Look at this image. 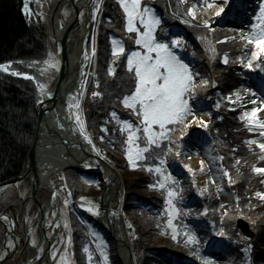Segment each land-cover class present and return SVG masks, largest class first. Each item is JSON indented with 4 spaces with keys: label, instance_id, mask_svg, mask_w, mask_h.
<instances>
[{
    "label": "trees",
    "instance_id": "trees-1",
    "mask_svg": "<svg viewBox=\"0 0 264 264\" xmlns=\"http://www.w3.org/2000/svg\"><path fill=\"white\" fill-rule=\"evenodd\" d=\"M175 1L173 0V2ZM190 1L196 2L201 8L206 9L205 0ZM210 1L208 0V2ZM109 3L112 5V10L108 9L109 4L107 9L112 14L114 22L111 21L110 15L103 19L107 26H104L101 36L107 34L109 30L115 33L119 30L118 0H110ZM21 8L22 0H0V64L12 60L29 62L30 58L39 54H44L47 57L49 52V29L46 26L47 23L41 24L38 21L29 23L27 18L23 16ZM209 11L206 14L211 19ZM170 18L172 19V16ZM204 34L205 31L192 30V33L187 32L191 39L188 37L185 40L183 52L193 57L203 76L210 78L209 76L211 75H218V79H221L223 75L226 76L225 84L221 89L223 93L231 92L232 88L237 86V79L241 75L232 65L222 66L219 56L214 54L209 46H204L198 42V37ZM102 53H100L101 55L98 59L100 65L99 80L102 82L106 94L108 91V101L103 106L100 104L102 100L100 102H87L86 107L88 108V120L90 122L89 131L94 142L106 152L107 156L117 160L120 167L129 169L124 167L122 160V156L126 153L124 151L126 148L124 141L127 136L125 132L120 131L121 125L117 123V119L112 118L111 113L116 112L117 114L119 112L118 107L121 104V99L128 93L130 94L134 89V83L130 77L131 73L126 72L123 68L125 67L124 62H122L116 76L109 75V61L112 57L111 41L107 45L103 42ZM208 58L211 60L210 64ZM213 67H216V69ZM18 71L25 72L22 69ZM202 89L208 104V111L214 117L208 125L211 127L213 124L212 128L219 131L212 141L218 149L220 157H223V160H218V164L229 172L233 181L232 184H229L228 177L223 176L222 188L227 193H234L236 198L239 197V209L242 211L237 210V200L234 199L229 205V210L226 211L227 214L221 218L219 207L221 205L227 206V204L220 203L219 193L212 180H208L206 189L203 191L205 192L204 194H201L189 180V186L186 189L176 185V190L179 191L177 192L179 193L178 200L179 203H183L181 208L184 210L180 219L184 225L189 223L195 225L197 224V219L207 220L210 223L207 230L209 234L206 235L207 238L215 244L223 243L225 245L232 259L231 264H241L245 261L247 254L244 249L249 243L253 246L251 252L253 264H264V202L255 196L258 191L257 188L262 184L261 180L264 175L256 174L252 171L258 154L255 148L250 147L246 143L247 139H251L254 135V132L250 131L249 127L243 123L244 121L240 119L239 110L233 111L224 105L219 111L215 112L216 109L213 104L219 98L216 91L211 86ZM118 94L120 95L118 96ZM201 97L202 95L199 93L198 98ZM37 102L38 93L32 82L7 75L0 76V183L19 176L24 170L27 155L35 136ZM105 128L112 136L101 139L98 131L99 133H104L103 129ZM235 129L239 131H235ZM163 148L166 151L165 146ZM160 151L154 148L151 153L154 156ZM181 155H179L181 158H176V160L185 164L187 161ZM175 156L177 155L173 156V160ZM150 160L157 159L152 158ZM237 161H239V164L236 163ZM175 162L173 167L176 171L184 169V167L177 165ZM154 164V162L146 160L140 162L139 168L124 172L126 184L124 205L129 210L127 212L133 217L132 222L136 227V236H139L137 240L142 241L141 243L134 242V253L137 264H168L164 259L169 256V253H172V264H181L182 261L175 258V252L169 249L167 244H162L163 241L167 242L170 240L172 242V240L158 223L159 220H157V214H155L156 199L158 198L161 201V197L159 195L157 197L154 192L150 193L148 187L150 181L155 182L158 179L154 171H147L148 166H153ZM84 176L86 175L78 171H72L68 174L69 184L74 189L75 199L78 202L76 211L83 221H92L106 233L112 244V252L115 259L118 264H122L117 256L113 239L99 220L90 217L79 208L81 198L100 192L95 185L86 184L83 179ZM249 204L253 206L251 209L248 206ZM262 213V223L253 227L257 232L256 238L254 240L244 238L236 226L237 219L247 217V220L253 221L258 216L261 218L260 215ZM73 222L75 223L74 230L81 232V238H79L78 242H84L86 238L84 226L77 217L74 218ZM221 229L225 232L224 236L218 235ZM258 236L261 240H259ZM146 245H150L148 248L150 254H144Z\"/></svg>",
    "mask_w": 264,
    "mask_h": 264
},
{
    "label": "snow or ice",
    "instance_id": "snow-or-ice-1",
    "mask_svg": "<svg viewBox=\"0 0 264 264\" xmlns=\"http://www.w3.org/2000/svg\"><path fill=\"white\" fill-rule=\"evenodd\" d=\"M186 0H180V3H185ZM100 3L101 0H96V7L94 13L98 14L100 12ZM123 13L125 15V31L128 34H134L135 44L139 46L137 51H129L126 56V70L131 73L134 79V89L130 94L123 96L120 103L132 111V113L138 118L139 124L134 125L130 121H123L121 132H126L127 137L124 143L126 147V155L128 160L133 167H136L137 160H147L148 157L146 153H151L153 147L160 149V153L154 154L153 158L159 160V165L155 168L149 167L147 171L155 172L163 177L161 181L157 182L159 188L164 189L166 183L171 181V183H178L171 174L166 172L167 164V153L172 151V145L176 143L172 139V136L175 131L179 130L180 138L188 134V129L192 127L193 124H196L197 127L207 129L208 125L201 119L196 118V112L193 109L192 101L195 98L196 90L205 88L209 81L202 79L199 83H196V77L199 73H194L189 65L184 59L178 54L177 50H182L185 41L182 37L180 38H171L168 39V33L162 28V19L155 12V10L144 3V0H118ZM205 5L208 9H211L215 17L223 19L222 14L227 15L225 9L228 8L231 10L232 5L229 3V0H219L217 3L216 0L209 3L208 0H205ZM199 5H193L192 8L186 10L185 15L191 17L192 20L196 19V8ZM25 13L30 14L28 9L27 0L25 2ZM67 15V13H66ZM82 15V13H81ZM95 19V15L93 16ZM256 23L251 25L252 31L246 36L241 34V39L246 40L248 45H254L255 50L251 52L250 58L245 62L241 58V63L251 69L253 68V61L256 60L258 63L256 67L260 71H264V3L259 5V14L255 16ZM185 23L189 21L185 20ZM203 27L215 31L212 28L211 24L205 20ZM160 30V38H158L157 30ZM203 40L204 38L201 37ZM235 39V37H232ZM112 55L113 57H120L125 54V47L123 42L117 39L112 40ZM215 54V49H211ZM93 55H95V48L93 47ZM87 53H85V59H87ZM223 62L228 63V56L225 54ZM22 63V62H21ZM39 61H33L32 65L39 64ZM43 67L41 75L46 74L50 69L58 70L59 61L56 60L53 53L50 51L47 54V59L43 62ZM116 63V61H113ZM12 62L5 64H0V72L8 73L12 76H21L22 73L18 71L11 70ZM109 75H115V69L110 67L108 69ZM26 79L35 80L33 76L25 75ZM38 89L40 90L41 95H51L50 92L46 91L47 85L37 82ZM99 84L97 83V87ZM83 87V85H82ZM82 94V93H81ZM93 96H100L101 93L93 92ZM236 100L241 99L239 92L234 93ZM252 96H255V93H251ZM73 100L76 97H72ZM229 101H232V97H228ZM233 103L235 101H232ZM42 103V101H40ZM253 105L257 103L255 99L250 101ZM75 107L80 109V102L76 100V103L73 104L71 101L68 104L69 108V117L71 118V109ZM216 107H219L217 103ZM261 111H264V101L261 102L260 106L252 108L250 112H244L240 117L241 120H246L249 125H258L261 129L260 136L264 137V121H261L257 118V114ZM211 115V113H207ZM112 118L119 120L116 112L111 113ZM189 117H192V120H189ZM75 121L79 126V129L85 135V139L91 144L92 140L87 134L85 121L82 119L79 111L75 114ZM251 131V127L249 128ZM103 131L107 132L105 128ZM142 134V135H141ZM195 134L190 139H194ZM103 139V137H101ZM143 141L144 147H140L139 141ZM164 141H167L165 145L166 151L164 148H161V145ZM250 147L252 145H257L262 153L259 156V159L264 161V142H259L257 140H249L246 142ZM179 146V145H177ZM93 147H95L93 145ZM99 154V150H97ZM181 153L177 152L176 155L179 156ZM220 160H223V157H219ZM203 163V162H202ZM239 164V161L236 162ZM87 166V165H86ZM191 171V169H189ZM252 171L256 174L264 175V168L253 166ZM222 176L228 177V183L232 184L233 181L228 171H223ZM213 183L215 181H212ZM261 183H264V180H261ZM153 185L152 187H156ZM222 191V189H220ZM201 194H203L201 192ZM70 195V193H69ZM176 196L175 191L168 190L167 200H166V211L169 215L168 227L172 228V238L176 239L177 230L172 223V218H175L180 214V209L176 207L173 203V198ZM255 196L264 202V193L256 192ZM239 197H237V210L239 209ZM67 204L68 202L65 201ZM251 209L253 206L248 205ZM221 207H224L221 205ZM87 211L98 215V211L94 210V207H89ZM206 214V212H205ZM227 214V213H225ZM247 218V217H245ZM7 219V218H5ZM255 223V221H253ZM59 226V225H58ZM65 227L68 225L65 224ZM186 239L185 243L187 245H197L199 240L196 237L194 232L188 231L184 233ZM218 235L224 236L225 232L223 229L218 233ZM32 243L35 245L37 242L34 239ZM71 239L69 238V244ZM9 246H13L11 243ZM99 248L100 245H97ZM252 244L249 243L244 249L247 254L245 257L244 264H253L251 252ZM42 252L43 249L41 248ZM84 252L89 253L88 248H84ZM101 256L103 257L104 264H109V257L106 251H101ZM56 249L53 248V258H55ZM193 255L201 261V264H214L212 260H209L206 257H202L199 253V248H195ZM4 259V255H0V260ZM88 259L91 262L92 256L91 253L88 255ZM61 264H65L64 257H61Z\"/></svg>",
    "mask_w": 264,
    "mask_h": 264
},
{
    "label": "rangeland",
    "instance_id": "rangeland-1",
    "mask_svg": "<svg viewBox=\"0 0 264 264\" xmlns=\"http://www.w3.org/2000/svg\"><path fill=\"white\" fill-rule=\"evenodd\" d=\"M31 1H32V6H34L33 7L34 12H35V7H36V10H37L36 15L37 16L41 15V17L43 18L42 11L39 8V1L40 0H31ZM153 1L156 2V1H161V0H153ZM176 1L173 2V6H171V7H169L167 9V12H168V14L170 16H176V18L171 19V21H172V23L174 25V27L172 26L173 27L172 29H173V31L175 33L180 34L179 38L182 37L183 40L185 41L188 37H189V39H191V37L187 35V32H191V30L190 29L187 30V29H183L182 28L183 27V21H182L181 18H184L185 14H184V12H182L183 8H182V5L180 4V2H179V5L177 7L175 6ZM216 2L218 3L219 0H216ZM237 2H240V0H230V4L232 5L231 10L226 8L225 12L227 13V15L222 14L223 19L217 17L216 18V24H217V22H224V21H227V20H229V22H230V18L232 17V11L234 10V8H236V3ZM37 3H38V5H37ZM108 4H109L108 9L112 10V5H111V3H109V0H101L100 12L98 14L95 13V21H94V25L91 27V34H90V37H89V39H90L89 40V46L90 47H88V49H87V51L89 53L88 54V61H90V63L93 62L94 67H96V69H95L96 75L94 77L93 74L91 73L90 76H89V73H88L87 77L85 78V81H83L84 85L87 87V89L90 92H99V93H101L100 96H96L97 99H100L98 102H100L102 100L100 102L101 106L107 104L108 91H107V94H106V92L104 91L105 88L102 85V82L99 80L100 65H99L98 59H99V57L101 55L100 53H102L103 42H104L105 45H107L110 41L112 42L113 39L120 40L118 38V36L115 35V32H112L111 30H109L107 32V34H104L103 36H101L102 32L104 31V26H107L106 22L103 19L110 15L111 21L114 22V18L112 17V14L109 13V10L107 9ZM145 4H147L150 7L155 6L154 4H148L146 2H145ZM95 7H96V4H95ZM192 7H193V4L189 8H192ZM153 9L155 10V8H153ZM155 12L161 17L162 22H163L162 23V28H163V26H164L163 24L167 23V21L164 19V17H162L160 15V12H157L156 10H155ZM207 12L208 11H205V13H207ZM196 13H197V15L200 14V10H199L198 7L196 8ZM205 13H201L197 17L198 24L194 23V26H193V23L191 22V18H189V17H187L185 15L187 21H189L188 23L184 22L186 25H188L190 27L193 26V28L199 27L200 30L205 31L204 35L199 36L198 39L196 38L198 40V42L201 43L204 46H206V45L209 46L211 40H213L216 43V46L214 47L215 54L219 56V61H220V64L222 66H226V65L227 66L228 65L231 66L232 64L229 63V61L235 57V52H236V55H238L239 51H241V54L239 55L240 60H241V58H243L245 60V62H246L250 58L251 52L255 50V46L254 45L244 46L243 45V41H246V40L242 39L243 40L242 41V40H237L236 38L232 39L233 36L230 33L224 32V30H221V28H218V31H210V30L206 31V29L203 27V24H204L203 19L206 20L209 16L207 14H205ZM212 14L214 15L213 11H209V15L211 16ZM170 16H168V17H170ZM194 22H195V20H194ZM254 23H256V22L252 21L251 23H249V25H252ZM230 28H232V27H230ZM237 30L239 31L240 37H241V34H243L245 36L247 35L245 27L241 28V30L239 28H237ZM159 31L160 30L158 29L157 33H159ZM201 37H203L204 39L202 40ZM237 37H239V36H237ZM221 38H224L225 40H228L227 45L222 44V42L220 43ZM203 43H205V44H203ZM233 46H234L235 52H234V50H232ZM93 47L95 48V55H93ZM184 47H185V45H184ZM97 50L99 51L98 53H96ZM137 50H139V49H136V50H133V51H137ZM177 52L181 56L182 59L185 60L186 58H188V55H186L183 52V49L182 50L178 49ZM225 54H227V56H228V63L227 64H225L223 62ZM105 57H107V56H105ZM45 59H47V57L44 54H39V55H37V56H35L33 58H30L29 62L28 61H23V60H18V61L12 60L11 61L12 62L11 69L12 70L22 69L26 73L34 74L35 77L38 79L39 83L46 84L47 87H48V86H50L51 81H50L49 77H47V76H50L51 73H52V70H54V69H50L46 74L41 75V71L40 70L43 67H45L43 65V63H42ZM208 59H209V64H210L211 60H210V58H208ZM33 61H39L41 63L36 64L34 66H30V65H32ZM100 62H101V59H100ZM185 62L187 63L186 60H185ZM256 63H258V61L254 60L253 61V65H255ZM189 65H190V67L194 66V68H191L194 73H199V75L196 77L197 83H199L201 78L205 79V80H208V78H205V77L201 76V72H200V70L197 67L195 62H192ZM59 67H60V63H59ZM87 67H89V65H87ZM213 68L216 69V67H213ZM219 74H220V72H219ZM209 77L215 83H217V85L220 88L225 84L226 76H224V75L222 76L221 79H218V77H219L218 75L217 76L216 75H211ZM212 80L209 79V84L210 83L211 84L214 83ZM255 82L256 83H255L254 86H260V83H263L262 80H257ZM97 83L99 84V86H98V89L95 90L94 89V84L97 85ZM236 84H237V87L234 88L233 94L236 93V92H239L240 95H241V99L240 100H236L235 95L231 96L230 95L231 92H229L225 96H223L222 101L226 105V107L230 108L231 105L227 101H229L228 97L231 96L232 97V101H235L233 103V106L235 105L234 107H238V108L241 109V113H240V117H241L244 112H250L252 110V108L261 105V102L264 101V89H262V90L261 89H254V87L252 85V82H251L250 85H247L246 82L242 78L237 79V83ZM87 93H88V96H89V92H86V91L84 93V96L85 95L87 96ZM199 93H201L202 97L199 98V100H197V101L192 100L190 103L191 104L194 103V104H192V106H193L194 111L196 112V118L203 120L208 125L211 122V119L213 120L214 117L212 116V114L211 115H207V113H210V112L206 108H204V105L207 103V101L205 99V95L203 94V89H197L195 96H198ZM251 93H255L256 95L252 96ZM119 95L120 94H118V96ZM79 96L80 95L76 93L73 96V97H76V99L75 100H73L72 98L70 99L71 103H73V104L76 103V100H79V102H80V109L79 110L76 109L75 107H73L71 109L72 118L75 119V114L79 111L80 115L82 116V119L85 121V126L88 125V127H89L90 122L88 120V108L86 107V105L83 107V102L79 98ZM252 99H255L257 101V103L255 105L250 103V101ZM89 101H92V100H90L88 98L87 102H89ZM234 107H231V108L234 109ZM83 108H84L85 114H83ZM89 108L91 109V107H89ZM117 117L119 118L118 115H117ZM220 118H222V117H220ZM257 118L259 120H261V121H264V111L259 112L257 114ZM124 119L129 121L127 118H124ZM192 119H193L192 117H189V120H192ZM243 121H244L243 123L247 127H249V128L251 127V129H252L251 131L254 132L253 139L251 138V139H248V140H257L259 142H264V137L260 136L261 129L258 127V125H249L246 120H243ZM212 126H213V124L211 125V127H210V125H208L207 129H204V128L197 127L196 124H193L192 127L188 129V134L187 135L195 134V135H198L200 137H204L205 139H206V137L207 138L211 137L210 140L213 141V138L215 136H217L219 131L213 129ZM98 128L102 129L101 127H98ZM253 129L256 130L258 133H256ZM235 131H239V130L235 129ZM98 135H99L100 138L101 137L107 138V136H112L110 134V132H105V131H104V133H99V131H98ZM187 137L189 139L191 138V136H187ZM178 138H180V134L178 136L175 135V137H173V139L178 141V143L173 144L172 145V149L175 150L176 152H182L183 151L184 155H186L187 162L185 164H182L181 162H175L174 161L177 165H181L182 167H184V169L182 170V172L184 174L183 175L184 178L179 176L181 174V172H175L173 170V168H172L171 169L172 173H170L171 177H173L174 179L177 178V177H180L181 181H179L176 184L171 183V181L167 182L168 184H171V186H170L171 190L175 191V193L179 192V191L176 190V185H179L182 189H186L189 186V180H190V182H192V185L194 187H196L198 189V191L202 192L203 194L205 193L203 191L206 189V183H207L208 179H210L212 181H215L214 184L217 185V187H220V185H221V176H222V172H221V168L222 167L216 165V163H215V158L217 157V152L215 150L216 147L213 148V147H211V144H209V143L201 144L200 142L196 143V144H193L192 146H190V144L185 145L183 142H181V141L179 142ZM115 141H117V140L115 139ZM201 142H206V141L203 139V141H201ZM177 145H179V146H177ZM259 156H260V154H258V156H257L258 158H257L256 161H258V162L256 163V165H257L256 167L264 168V167H262V165H264V161L260 160ZM204 163H206V166H202V164H204ZM137 165H138V160L136 161V166ZM131 166H132V164H131ZM189 169H191V171H189ZM199 171H201V172L199 173ZM59 172H61V171H59ZM167 174H168V172L166 171L165 175H167ZM55 177H57L56 174L52 175V180H54ZM160 177H161V180H162L163 177L162 176H160ZM83 179H84V182L86 184L95 185L99 189V191L101 192L102 183H101L100 179L97 176H84ZM262 180H264V178ZM59 188H61V190H60L61 195L64 196L65 192L63 191V187L59 186ZM220 189L221 188H219L220 197H221L220 203L225 204L226 202H230V200L232 198L237 200L236 195L234 193H230L229 195L228 194H224ZM257 190L259 192H261V193H264V183H262L257 188ZM8 192L10 193V190H9L8 187H6L5 189L0 190V205L3 202L6 201V199L8 197ZM67 194H69V193H67ZM71 194L72 193L70 192V195ZM68 202L70 204L67 203V205H65L66 204L65 201L62 203L63 204L62 209H65L67 211L68 208L71 207V205H73V204H71L72 200H71L70 197L68 199ZM94 202H95L94 198H87V197L86 198H82V207H83V209L87 210L89 207L96 206V202L95 203ZM177 202H178L177 197H174L173 198V203L176 205V207H177V204H178ZM129 205H131V204H129ZM114 206H115V204H114ZM123 206H124L125 214H127V216L130 219H132L133 218L132 215L129 214V212H127L129 210L125 207L124 204H123ZM182 206H183V203L178 205L177 208L180 209V214L178 216H176L175 218H172V223L176 227V230H177V233H178L177 237H179L180 236L179 234H181L180 231H179L181 228L186 229L187 232L188 231L194 232L196 237L198 238V240L199 241H200V239L202 240L201 248H203L204 247V243H205L206 235H209L207 233V230H208V226H209L210 223L207 220L197 219V224H195V225H191L190 223L187 224V225H184V223H182V221L180 219V217L183 216V211H184L183 208H181ZM225 207L226 206L219 207V212L221 213V218H222V216L225 215L226 211H228L227 210L228 208L225 209ZM0 209H1V207H0ZM204 211H205V208H204ZM262 215H263V213L260 215L261 218L258 216L257 219L253 220V221H255V223H253V221L247 220L245 217H241V218L247 220L249 225H250V227L253 228L254 225L255 226L256 225H260L262 223V221H263ZM62 219H63V226L60 227L59 233L58 234L54 233V235L52 236V237H55L54 239L56 240V244H57L56 255H55V257H57V263L56 264H61V257H64L65 264H76L77 262L80 264L82 262V260H85L87 262V264H96L92 254H91V256H92L91 262L88 259V255H89L90 251H89V253L84 252V248H87V246L84 244V242H81V241L78 242L79 238H81V232L75 231V230H73V232H72V228L74 229V225L72 223H71V225H68L69 222L65 221V213H63V215H62ZM65 224H67L68 226L65 227L64 226ZM89 227H90V231H91L92 236L95 238V240L97 242V245H100L99 248L97 247L98 251H99V254L101 253L102 250L106 251L107 254H108V257H109V264H118L117 260L115 259L114 255H113V252H112V244L110 243L106 233L102 229L97 227L95 225V223H93L92 221H89ZM71 235L74 236V240L71 239V237H70ZM2 237H3L2 234H0V246L2 245L3 240H4V238L2 240ZM137 237L139 238V236H136L133 231H129V238H130V242H131L132 248H133L134 242L135 243H138V242L141 243L142 242V241L137 240ZM69 238L71 239V243L70 244H69ZM258 238H259V240H261V238L259 236H258ZM162 244H167V247L169 249H171V250H179V246L176 247L175 244L173 242H171L170 240H168L167 242L163 241ZM74 245H75V247H73ZM149 246L150 245H146L145 246V249H144L145 253L144 254H150V251H148ZM224 246L225 245L223 243H220L219 247L218 246L215 247V248H211L210 247L208 250L205 251V253L209 252L208 256L206 255L207 258L209 260H212L214 262V264H229V262L231 261V256L224 250ZM79 248H80V250H82V255H80L78 251L75 252ZM186 251L190 252L188 249H186ZM100 256H101V254H100ZM140 257H141V254H140ZM101 259L103 261V257L102 256H101ZM167 263L169 264V261H167ZM103 264H104V261H103Z\"/></svg>",
    "mask_w": 264,
    "mask_h": 264
},
{
    "label": "bare ground",
    "instance_id": "bare-ground-1",
    "mask_svg": "<svg viewBox=\"0 0 264 264\" xmlns=\"http://www.w3.org/2000/svg\"><path fill=\"white\" fill-rule=\"evenodd\" d=\"M64 1H66L64 4L63 2H54V9H56L55 24L57 31L62 29V25L60 23L61 20L66 21L68 24L71 18V6H69V2L67 0ZM81 2L83 3V8H81L83 18L84 14L87 13V9L85 8L87 0H81ZM88 27L89 17L85 19L82 28L78 32L74 31V35L67 46V51L71 58L72 71L65 78L61 97L56 101L48 113L45 125L41 126L39 133L43 131V135L41 136L40 144H38L37 147L39 152L38 169L40 166L42 169L40 171H43L42 173H44L42 179L46 183L50 182L52 175L57 174L61 169L68 166L79 165L83 168L98 169L100 173H103L109 185V190L106 191V206H110V204L116 199L119 188H121L122 183L120 177L115 175L109 168H106L102 163L93 158V149L89 146L87 142L88 140L85 139L76 121L72 118V115L71 118L69 117L68 106H66V104L68 105V100L72 96L73 90L75 89L74 86L78 76L77 71L79 69L78 57L81 54L85 33L87 32ZM61 32L62 31H60V33ZM50 91L51 90H49V92ZM43 96L44 99L48 97V95ZM45 128L47 129L45 130ZM44 132L51 133V136L55 138V141L52 139L49 140L48 136L45 135ZM262 167H264V165H262ZM44 196H46L44 189H39L33 192L32 197L38 200V204L36 205L37 208L41 207L42 198ZM43 202H46V204L48 203L47 197ZM40 209L43 210V206ZM47 214L48 211H46L43 219L44 225ZM112 215L114 216V226L119 235L121 237L125 236L124 225L121 223L119 215ZM123 258H126L127 264H129V260L125 255H123Z\"/></svg>",
    "mask_w": 264,
    "mask_h": 264
},
{
    "label": "water",
    "instance_id": "water-1",
    "mask_svg": "<svg viewBox=\"0 0 264 264\" xmlns=\"http://www.w3.org/2000/svg\"><path fill=\"white\" fill-rule=\"evenodd\" d=\"M56 1L63 2V4L66 1H64V0H53L52 1V7H51V17H52V21L54 24L53 26H54L55 40L57 41V43H60V45L62 47L61 51H60V54L62 57V66L60 68L58 76H57V78L54 82V85L52 87V92H50L51 95H48V97L46 99H44V101L38 106L39 123H38V127H37L35 143H34L32 149L28 155L26 172L23 175H21L20 177H18L17 179L5 183V185H6L9 183H15L17 181L30 178L35 191H37L39 188L44 189V190H50V188L51 189L53 188V185L46 184L45 182H43L41 180V177H40V173H39V169H38L39 152H38L37 147H38V144H40V138L43 135V131L41 133H39V132L41 130V126L45 125L48 113L50 112V110L52 109V107L56 103V101L62 95V90L64 88L65 78L72 71L71 58L68 54L67 46H68L72 36L74 35V31L78 32L83 26L80 23V13H81V8H83V5H82L83 3L81 2V0H79V1L78 0H67L69 2L68 3L69 6H71L70 22L68 24H66L64 29L57 31L56 24H55V19H56L55 10L56 9H54V2H56ZM25 2H26V0H24V4L22 7V13L24 15H28V17L30 18L34 14V11L31 8L30 0H27L28 9H29L30 14H26L25 13ZM94 2H95V0H87L86 6H85V8L87 9V13H86L84 18H86L88 16L91 20V24H92V18H93L92 8L94 5ZM60 31H62V32L60 33ZM89 32H90V29L87 31V33L85 35L83 48H82L80 56L78 57L79 69L77 71L78 76H77V80L75 82V88L79 86V84L83 78V69H84L85 64H86L85 53H87V41H88ZM46 129L47 128H45V130ZM44 134L48 136L49 140L52 139L53 141H55V138L53 136H51V133H49V132L45 133L44 132ZM92 156L94 159H96L98 162L102 163L104 166L110 167L109 161L103 159L102 156L100 154H98L97 152H95L94 149H93ZM74 167L79 168L83 171H89L87 168H83L79 165H75ZM101 176H102V179L104 181V190H103L102 194L98 197V201H99L100 206H101V208L99 210L101 220L103 221V224L106 226V228L109 230V232L111 233V235L115 239L118 250L124 252L127 255V258L129 260V264H135L133 252L131 250L130 244L128 243V241L126 239V235L122 236V237L119 235L118 231L116 230V228L114 226V216L112 215V211L103 207V205L105 204V198L107 196L106 191L109 190V185H108L105 177L103 175H101ZM126 224L128 225V227L130 226L128 220H126ZM238 226L242 229L244 234H246L250 237L254 236V233L250 229L249 224L247 222H245L243 220H239Z\"/></svg>",
    "mask_w": 264,
    "mask_h": 264
},
{
    "label": "flooded vegetation",
    "instance_id": "flooded-vegetation-1",
    "mask_svg": "<svg viewBox=\"0 0 264 264\" xmlns=\"http://www.w3.org/2000/svg\"><path fill=\"white\" fill-rule=\"evenodd\" d=\"M47 196L42 199L41 207L43 210L48 211L46 215V234L48 239L44 240L41 229L42 215L39 207L37 208L34 200L29 205L31 209L30 218L23 220V238L12 239L10 236H5L2 245L0 246V255H4V259L0 260V264H56L57 257L53 258V248L57 249L54 233L59 232L60 223L56 219V209L54 205H48L43 202ZM48 201V198H47ZM47 207V208H46ZM63 212V211H62ZM59 224V227H58ZM27 227L32 228V236L29 241L26 238ZM58 236V235H57ZM36 240V244L32 243ZM13 246H9V244ZM50 248V258L45 257L47 247ZM43 249L41 252L40 249ZM32 255V256H31ZM52 260V261H51Z\"/></svg>",
    "mask_w": 264,
    "mask_h": 264
}]
</instances>
